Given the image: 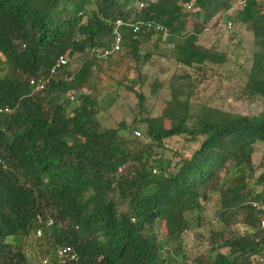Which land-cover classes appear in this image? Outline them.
<instances>
[{
  "label": "trees",
  "instance_id": "trees-1",
  "mask_svg": "<svg viewBox=\"0 0 264 264\" xmlns=\"http://www.w3.org/2000/svg\"><path fill=\"white\" fill-rule=\"evenodd\" d=\"M241 1L225 16L253 38L240 95L264 103V0ZM185 3L207 21L232 0H0V106L11 108L0 117V264H35L21 249L32 230L50 240L42 252L51 253L46 264H60L55 253L62 245L77 255L62 264H187L177 257L181 234L193 220L201 223V201L212 192L222 229L211 236L222 239L213 242L212 256L193 263L262 264L254 257H264V233L252 203L264 200V164L254 176L250 157L254 144L264 142V109L245 115L200 106L190 113L187 93L180 98L176 91L151 116L135 92L139 109L131 127L122 120L105 127L96 118L98 75H109L105 66L120 50L100 58L91 49L108 46L115 20L126 54L135 56L140 38L164 33L181 64L223 60L196 44L199 22L181 34ZM60 54L74 55L76 67L70 70L69 60L49 74ZM30 78L47 81L34 92ZM137 127L139 136L132 133ZM173 136L186 142L183 148L196 146L187 153L167 148ZM156 220L164 225L161 239ZM234 223L242 232L232 230ZM221 247L227 252L215 251Z\"/></svg>",
  "mask_w": 264,
  "mask_h": 264
},
{
  "label": "rangeland",
  "instance_id": "rangeland-1",
  "mask_svg": "<svg viewBox=\"0 0 264 264\" xmlns=\"http://www.w3.org/2000/svg\"><path fill=\"white\" fill-rule=\"evenodd\" d=\"M136 2L131 1L130 4L134 6ZM241 5V0H232L230 9L224 13L215 14L207 21H203L201 15L195 18L194 9L182 5L187 17L181 34L189 32L193 22H199L203 28L197 36L196 44L222 54L223 60L219 63L184 65L177 62L171 57L169 49L171 44L164 42V33L160 36L155 33L148 38H140L135 56L126 54L129 48L124 45L105 66V69L110 70L109 75H98L100 85L98 84L94 91L98 108L96 118L101 125L113 127L122 120L131 127L132 118L137 116L139 109L135 92L142 94L143 105L149 110L151 116L159 115L166 101L170 100L171 95L176 91L182 92L183 95H179L180 98L187 93L190 113H195L200 106L245 115H255L263 110L264 103L261 98L240 95L254 50L253 38L244 24L225 20V16L233 14L234 10L239 9ZM69 60V68L72 70L77 65V58L72 55L69 56ZM102 79H105L109 85L102 84L100 82ZM118 80L120 83L116 84ZM82 91L90 92L86 88H82ZM74 102L75 100H72V104ZM164 124L168 126L169 120L166 119ZM140 129L141 127L133 128V135L139 136ZM134 131H138L139 135L134 134ZM164 143L167 148L171 147L185 153L196 146L194 142L183 148L182 144L186 142L177 136L165 140ZM164 153L165 156L171 154L170 151ZM250 160L254 176H256L264 164V142L254 144ZM253 188L256 191L260 190L258 185H253ZM201 204L202 211L199 214L201 223L196 225L193 220L189 229L180 237V250L177 257L185 258L187 264H194L196 257L203 260V257L207 255L212 256L214 250L209 253L211 246L221 241L223 235L220 233L213 239L211 236V232L222 229L215 217V211L218 208L217 195L214 192L209 193ZM231 228L239 232L243 230L238 223L232 224ZM154 229L157 238H163L165 234L163 222L156 220ZM35 232V230L30 231L28 236L22 239L21 249L35 264H43L42 260L46 255L42 252L49 248L50 240L44 237L42 232L39 235ZM166 245L172 249L170 244ZM215 251L226 253L227 248L221 247ZM47 256L51 257V253Z\"/></svg>",
  "mask_w": 264,
  "mask_h": 264
},
{
  "label": "built area",
  "instance_id": "built-area-1",
  "mask_svg": "<svg viewBox=\"0 0 264 264\" xmlns=\"http://www.w3.org/2000/svg\"><path fill=\"white\" fill-rule=\"evenodd\" d=\"M137 5L139 7L142 6V2H137ZM184 5L186 6V8L190 7V3H185ZM120 24H121L120 20H115L113 22L112 29H111V38H110V42H109L107 47H105V48H92L91 52L95 53V55L100 57V58H105L107 56H110L114 52L121 50L122 49L121 44H122L123 40H122L121 34L117 30V27H119ZM131 25H132V31L136 32L138 30V26L136 24H131ZM145 25H146V28L150 27L149 23H145ZM154 27L157 30H161V26H159V25H155ZM0 60H1V57H0ZM68 61H69V58L66 54L58 55L55 62L53 63V65L50 67L49 74H53L57 69L66 65L68 63ZM46 81H47V79H45V78L44 79H42V78H37V79L30 78L28 83H29V85H31L32 91L35 92V91H39V90L43 89ZM68 98L72 99V95L68 96ZM10 112H11L10 107L0 106V117L3 114H9ZM134 134L139 135V132L134 131ZM252 206H254L256 209H258L260 211L259 220H258V227L264 233V200H262L260 202L252 203ZM49 223H50V221L47 222V224H49ZM35 233H36V235H39L40 231L36 230ZM55 256H56L57 261L60 264L76 260V258H77L76 253L68 245H62V246L58 247L56 249ZM254 258H255V260L264 264V257L255 256ZM42 261H43V264L46 263L47 258L46 257L43 258Z\"/></svg>",
  "mask_w": 264,
  "mask_h": 264
},
{
  "label": "clouds",
  "instance_id": "clouds-1",
  "mask_svg": "<svg viewBox=\"0 0 264 264\" xmlns=\"http://www.w3.org/2000/svg\"><path fill=\"white\" fill-rule=\"evenodd\" d=\"M47 258V257H46Z\"/></svg>",
  "mask_w": 264,
  "mask_h": 264
}]
</instances>
